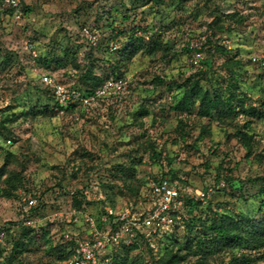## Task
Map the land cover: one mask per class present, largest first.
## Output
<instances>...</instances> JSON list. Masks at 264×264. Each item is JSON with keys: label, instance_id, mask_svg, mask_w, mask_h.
<instances>
[{"label": "rangeland", "instance_id": "374dc122", "mask_svg": "<svg viewBox=\"0 0 264 264\" xmlns=\"http://www.w3.org/2000/svg\"><path fill=\"white\" fill-rule=\"evenodd\" d=\"M84 27L98 33L95 45ZM133 37L147 43L134 51ZM192 43L203 44L199 66ZM44 59L59 67L47 68ZM236 60L243 62L238 80L229 71ZM262 62L264 0H21L17 10L0 4V226L23 222L24 198H37L26 224L32 232L12 263L69 264L72 240L89 229L87 216L101 219L108 206L144 209L149 181L168 176L191 190L213 189L208 202L189 205L170 238L169 256L179 260L173 264H264V239L259 248L229 246L211 229L223 215L233 222L264 216V118L248 111L264 112ZM43 73L83 95L80 77L93 73L108 91L53 109ZM197 81L220 99L209 116L200 114L199 101L179 107ZM115 249L104 256L151 264L147 253Z\"/></svg>", "mask_w": 264, "mask_h": 264}, {"label": "built area", "instance_id": "2783aa9c", "mask_svg": "<svg viewBox=\"0 0 264 264\" xmlns=\"http://www.w3.org/2000/svg\"><path fill=\"white\" fill-rule=\"evenodd\" d=\"M0 4L17 10L21 0H0ZM20 18V15L17 16ZM190 32H187L189 35ZM83 37L91 45L98 41V33L90 28H83ZM203 42L205 36H202ZM193 58L195 66H199L204 59L202 51L203 44L192 43ZM110 49L115 50L116 46L111 43ZM254 62L260 60L254 56ZM264 64V62H262ZM41 82L53 90V97L56 102L63 106H77V103H90L99 97L107 94L108 84L97 88L92 93L83 95L78 89L68 87L48 73L41 75ZM150 198L149 205L144 209L139 205L125 207L117 212L113 207H106L107 214L101 221L107 229H101L98 221L92 216H87L86 221L89 229L83 236L75 239L76 249L69 261V264H99L102 256L111 248H118L122 245H133L140 241L151 247L156 253L159 250L158 240L166 233L172 232L178 224H184L188 217V200L208 202L213 194L212 188L191 190L186 188L179 179L168 176H160L157 180H150L148 183ZM25 224L30 223V214L37 205L35 195L24 198ZM110 216H115L113 220ZM116 226H113V225ZM11 232L14 233V230ZM8 230L0 229V246H5L8 241Z\"/></svg>", "mask_w": 264, "mask_h": 264}, {"label": "trees", "instance_id": "16d2710c", "mask_svg": "<svg viewBox=\"0 0 264 264\" xmlns=\"http://www.w3.org/2000/svg\"><path fill=\"white\" fill-rule=\"evenodd\" d=\"M150 1L155 2L158 5L165 3V0H150ZM225 15L226 16L229 15L230 17H233L236 15V11L225 13ZM151 39L153 38H150V40ZM146 41L147 40L144 37H137V38L133 37L132 46H134V51H137L138 49L142 48L145 45V43H147ZM52 63H54L53 69H56L59 67V63L57 61H50L48 59L43 60V64L47 68L51 67ZM236 68H237V72L241 73L240 71L241 69H243V62H241L240 60H236V62L234 63V68H231V70H229L230 73H232L235 76L236 80H238L240 78L239 77L240 74L238 75L235 74ZM56 79L59 82H62L60 79L58 78ZM80 80L82 81L83 84L79 83L81 86L77 84L78 85L77 87H79L86 93L94 92L104 82V79L101 76H98L93 73H85L81 75ZM62 83L65 84L66 86H74L73 84H70V83L69 84H66L64 82ZM41 84L44 85L42 82ZM44 87H45L44 90L49 94L50 101H52L53 109L58 110V109L66 108L68 110V109H73L75 107L74 105L66 106V107L59 105L53 97V90L46 85H44ZM196 101H199L200 114L209 116L211 111L218 109L220 99L218 95L213 93L212 90H210L209 88H205L204 86L200 84V82L197 81L193 84L191 90L186 96V99L183 101V104L179 107L182 108L183 106L187 104L193 105ZM262 105L264 107V103ZM248 111H250V115L252 116H258L259 118H264V112L259 111L258 108L256 107H251L250 110ZM24 113L25 115H28V112H24ZM2 135H3V132L0 129V136ZM1 176H2V170H0V178ZM188 204L191 206H198L199 204H201V202L194 201V200H188ZM106 214L107 212L105 213V215ZM114 218L115 216H110L111 220H113ZM222 218L223 219H222V223L220 224V226L219 225L217 226V224L214 223L211 229L217 231V235L226 236L227 245L233 246L234 243L241 244L242 241H245V242L253 243L254 248H259L263 246L262 240L264 239V216H262L258 220L243 218V219L237 220L236 222H233V219L229 216L223 215ZM97 221L101 229H107V226L101 221V219H97ZM244 222L246 223L244 224ZM184 224H178L172 232L166 233L163 237L159 238L158 240L159 250L157 253L151 247H149L143 240L133 245H122L116 248L115 250L116 251L118 249L129 250L131 252L137 253L139 256H143L144 253H147L150 256L151 264H173L179 260H178L177 254H171V256H169L170 251H171L170 238H172V236L175 235L178 226H183ZM113 226H116V225L114 224ZM3 227L8 230L9 237H8L7 244L5 246H0V264H13L12 260L15 257L19 256V254L16 251L21 250V248L24 247L22 237L24 235H27V233L32 232V228L27 226L24 222H18V223L7 222L3 226H0V229ZM17 229L23 230L19 238H16ZM12 230H14V233L11 232ZM235 230H240V233L233 235ZM201 240L202 239H199L198 242L202 243ZM203 240L205 239L203 238ZM72 241L74 243V248H73V253H74L76 249V242L74 239ZM111 249H114V248H111ZM109 257L110 256L103 255V257L99 261V264H109V262L111 264H127L128 263L127 262L128 259L126 257H123L122 262L120 261L119 263L115 255L112 256V258H109ZM242 258L243 256H240L238 258V261ZM63 259L65 260L66 258H63ZM69 261L70 260H68V263Z\"/></svg>", "mask_w": 264, "mask_h": 264}]
</instances>
